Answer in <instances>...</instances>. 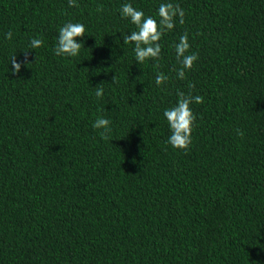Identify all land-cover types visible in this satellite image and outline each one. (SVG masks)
I'll return each instance as SVG.
<instances>
[{
    "label": "trees",
    "instance_id": "1",
    "mask_svg": "<svg viewBox=\"0 0 264 264\" xmlns=\"http://www.w3.org/2000/svg\"><path fill=\"white\" fill-rule=\"evenodd\" d=\"M125 2L0 0V264H264V0H169L184 17L159 87L125 44ZM130 2L156 17L163 0ZM67 21L85 25L77 57L54 53ZM184 33L198 59L181 80ZM178 91L204 98L182 150L163 117Z\"/></svg>",
    "mask_w": 264,
    "mask_h": 264
},
{
    "label": "clouds",
    "instance_id": "2",
    "mask_svg": "<svg viewBox=\"0 0 264 264\" xmlns=\"http://www.w3.org/2000/svg\"><path fill=\"white\" fill-rule=\"evenodd\" d=\"M69 6H76L77 0H68ZM120 17L128 20L135 26V30L131 31V35H125L124 41L127 45L134 43V58L137 63L143 64L149 60L157 63L152 65L155 75V85L161 86L167 79V75L158 71L159 59L161 56L162 37L175 27L176 20L183 23L184 10L179 5H174L169 0H163L159 4L156 17L145 15V13L133 6L130 0L122 3L119 8ZM86 33L85 25L80 22L67 21L58 28V36L55 37L54 53L61 57H77L80 54L83 42H77L78 37L84 36ZM8 39L12 38V33L5 34ZM43 44L42 39L37 37L30 38V48L35 50ZM189 37L187 33L179 36L178 42L174 43L176 60L180 64L176 75L178 79L185 78L186 70L193 67L198 56L195 53H189ZM11 72L19 75L22 65L17 62L15 55L11 57ZM189 87H193L190 85ZM95 96L99 99L104 95L102 84L95 88ZM203 97L200 95L193 96L183 91L177 92V101L174 106L163 110V117L167 122L170 135L166 143L171 145L173 149H186L191 144L192 126L195 121V115L192 112L191 105L203 103ZM93 128L99 131L102 139H109L112 133L111 121L105 117H98L93 122ZM242 135V133H239Z\"/></svg>",
    "mask_w": 264,
    "mask_h": 264
}]
</instances>
